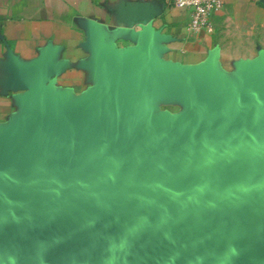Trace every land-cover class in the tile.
Returning a JSON list of instances; mask_svg holds the SVG:
<instances>
[{
    "label": "water",
    "instance_id": "obj_1",
    "mask_svg": "<svg viewBox=\"0 0 264 264\" xmlns=\"http://www.w3.org/2000/svg\"><path fill=\"white\" fill-rule=\"evenodd\" d=\"M139 93L119 80L72 135L40 100L34 149L0 160V264H264V110L247 155L214 112L194 152L135 132Z\"/></svg>",
    "mask_w": 264,
    "mask_h": 264
},
{
    "label": "crops",
    "instance_id": "obj_2",
    "mask_svg": "<svg viewBox=\"0 0 264 264\" xmlns=\"http://www.w3.org/2000/svg\"><path fill=\"white\" fill-rule=\"evenodd\" d=\"M173 1L0 0V160L34 149L45 96L52 129L72 135L135 76L136 133L202 151L214 112L247 155L264 110V0H221L196 33Z\"/></svg>",
    "mask_w": 264,
    "mask_h": 264
},
{
    "label": "built area",
    "instance_id": "obj_3",
    "mask_svg": "<svg viewBox=\"0 0 264 264\" xmlns=\"http://www.w3.org/2000/svg\"><path fill=\"white\" fill-rule=\"evenodd\" d=\"M173 2L176 6L189 10L188 28L193 33L211 30L212 15L222 7L221 0H174Z\"/></svg>",
    "mask_w": 264,
    "mask_h": 264
},
{
    "label": "bare ground",
    "instance_id": "obj_4",
    "mask_svg": "<svg viewBox=\"0 0 264 264\" xmlns=\"http://www.w3.org/2000/svg\"><path fill=\"white\" fill-rule=\"evenodd\" d=\"M127 158H128V157H127ZM127 158H126L125 155H124L123 159H124V160H127Z\"/></svg>",
    "mask_w": 264,
    "mask_h": 264
},
{
    "label": "rangeland",
    "instance_id": "obj_5",
    "mask_svg": "<svg viewBox=\"0 0 264 264\" xmlns=\"http://www.w3.org/2000/svg\"><path fill=\"white\" fill-rule=\"evenodd\" d=\"M125 157L127 158V156L125 155Z\"/></svg>",
    "mask_w": 264,
    "mask_h": 264
}]
</instances>
